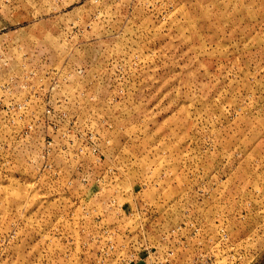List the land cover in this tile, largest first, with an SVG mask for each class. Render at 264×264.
I'll list each match as a JSON object with an SVG mask.
<instances>
[{
    "label": "rangeland",
    "instance_id": "obj_1",
    "mask_svg": "<svg viewBox=\"0 0 264 264\" xmlns=\"http://www.w3.org/2000/svg\"><path fill=\"white\" fill-rule=\"evenodd\" d=\"M0 54V264L264 252V0H0Z\"/></svg>",
    "mask_w": 264,
    "mask_h": 264
},
{
    "label": "built area",
    "instance_id": "obj_2",
    "mask_svg": "<svg viewBox=\"0 0 264 264\" xmlns=\"http://www.w3.org/2000/svg\"><path fill=\"white\" fill-rule=\"evenodd\" d=\"M8 60L9 59L4 57L3 54H0V71H1V69H3L8 64Z\"/></svg>",
    "mask_w": 264,
    "mask_h": 264
},
{
    "label": "trees",
    "instance_id": "obj_3",
    "mask_svg": "<svg viewBox=\"0 0 264 264\" xmlns=\"http://www.w3.org/2000/svg\"><path fill=\"white\" fill-rule=\"evenodd\" d=\"M263 263H264V252L259 257H257L254 263L252 264H263Z\"/></svg>",
    "mask_w": 264,
    "mask_h": 264
}]
</instances>
